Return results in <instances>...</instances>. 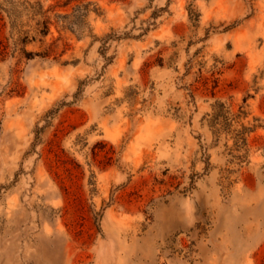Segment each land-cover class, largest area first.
Instances as JSON below:
<instances>
[{
  "label": "rangeland",
  "instance_id": "374dc122",
  "mask_svg": "<svg viewBox=\"0 0 264 264\" xmlns=\"http://www.w3.org/2000/svg\"><path fill=\"white\" fill-rule=\"evenodd\" d=\"M0 264H264V0H0Z\"/></svg>",
  "mask_w": 264,
  "mask_h": 264
},
{
  "label": "trees",
  "instance_id": "16d2710c",
  "mask_svg": "<svg viewBox=\"0 0 264 264\" xmlns=\"http://www.w3.org/2000/svg\"><path fill=\"white\" fill-rule=\"evenodd\" d=\"M37 27L36 30H38L39 33H41L42 35H46L49 31V26L48 23L44 20H39L36 22Z\"/></svg>",
  "mask_w": 264,
  "mask_h": 264
}]
</instances>
